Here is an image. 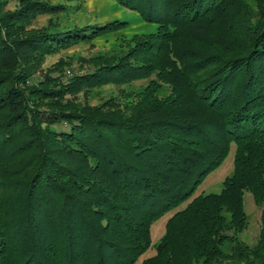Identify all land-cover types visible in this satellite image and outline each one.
I'll return each mask as SVG.
<instances>
[{
  "label": "trees",
  "instance_id": "16d2710c",
  "mask_svg": "<svg viewBox=\"0 0 264 264\" xmlns=\"http://www.w3.org/2000/svg\"><path fill=\"white\" fill-rule=\"evenodd\" d=\"M109 1L156 32L55 88L34 80L31 49L41 56L126 24L63 23L15 41L0 24V264H136L168 213L155 254L140 264H264V0L254 11L245 0ZM106 85L140 100L130 119L37 105ZM232 144L220 192L194 196ZM247 192L260 211L249 246L239 238Z\"/></svg>",
  "mask_w": 264,
  "mask_h": 264
},
{
  "label": "rangeland",
  "instance_id": "374dc122",
  "mask_svg": "<svg viewBox=\"0 0 264 264\" xmlns=\"http://www.w3.org/2000/svg\"><path fill=\"white\" fill-rule=\"evenodd\" d=\"M37 1L55 7L61 2L66 9L65 12L61 10L55 15L44 11L32 12L31 6L33 5L30 4L38 7L35 5ZM245 2L252 11L256 9L257 0H245ZM18 11L27 12V18L16 21L19 20L14 18ZM114 20L126 24L124 30L117 32L114 36H104L94 41L76 43L71 46L62 45V43L57 46L48 45L49 49L41 56L37 50L29 51L34 60L33 71L36 73L34 80L37 82L39 79L54 88L69 84L76 76L88 73L101 62H107L106 59L111 55L115 57L117 54L119 55V52L124 53L132 37L153 35L156 32V25L148 24L138 13L126 10L120 7L117 2L109 0H0V24L9 27V33L7 30L9 41L42 37L44 34L61 30L58 26H62L63 23L75 27L86 23L87 26H92V24L108 23ZM144 82L136 83L134 87L144 85ZM139 101L136 96H130L127 92H123L122 88L115 89L106 85L102 88L90 87L81 92L62 96L60 100H38L37 105L42 108L53 105L57 109L66 108L72 111L75 106L101 108L110 114L118 112L121 116L120 120L124 121L132 117L134 113L132 108ZM51 128L59 130V127L52 126ZM229 153L221 166L204 178L194 196L220 192L222 182L232 173L233 144ZM243 204L248 223L246 230L239 238L243 244L249 246L255 244L258 237L260 211L254 206L252 196L248 192L243 196ZM171 216L172 214L168 213L151 226V247L138 259L136 264H140L141 261L151 258L155 254L154 246L163 236L165 222Z\"/></svg>",
  "mask_w": 264,
  "mask_h": 264
}]
</instances>
